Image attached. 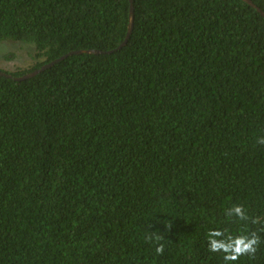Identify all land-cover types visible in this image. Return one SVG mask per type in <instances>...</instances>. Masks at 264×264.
<instances>
[{
    "label": "trees",
    "instance_id": "trees-1",
    "mask_svg": "<svg viewBox=\"0 0 264 264\" xmlns=\"http://www.w3.org/2000/svg\"><path fill=\"white\" fill-rule=\"evenodd\" d=\"M250 1L264 12V0ZM2 44L33 52L26 68H0L10 76L0 75V264H225L208 250L215 228L257 232L255 257L235 264H264L256 9L0 0ZM77 51L101 53L67 56ZM232 205L250 219H229Z\"/></svg>",
    "mask_w": 264,
    "mask_h": 264
},
{
    "label": "clouds",
    "instance_id": "clouds-1",
    "mask_svg": "<svg viewBox=\"0 0 264 264\" xmlns=\"http://www.w3.org/2000/svg\"><path fill=\"white\" fill-rule=\"evenodd\" d=\"M257 143L264 144V137L259 138ZM225 215L229 219L236 218L239 221H248L250 219L243 205H232L226 209ZM251 222L257 225L262 223L259 218L252 219ZM168 227L170 228L171 226ZM259 231H264V228H260ZM146 239L154 244L157 255L163 254L164 244L160 243L163 239L161 235L153 233L146 235ZM207 243L209 252L222 254L225 264H235L241 257L254 258L261 244V238L257 232L232 234L226 228H215L208 230Z\"/></svg>",
    "mask_w": 264,
    "mask_h": 264
},
{
    "label": "rangeland",
    "instance_id": "rangeland-1",
    "mask_svg": "<svg viewBox=\"0 0 264 264\" xmlns=\"http://www.w3.org/2000/svg\"><path fill=\"white\" fill-rule=\"evenodd\" d=\"M31 52L33 48L26 45H0V68L11 72L18 68H26L30 63L28 55Z\"/></svg>",
    "mask_w": 264,
    "mask_h": 264
},
{
    "label": "water",
    "instance_id": "water-1",
    "mask_svg": "<svg viewBox=\"0 0 264 264\" xmlns=\"http://www.w3.org/2000/svg\"><path fill=\"white\" fill-rule=\"evenodd\" d=\"M242 1L245 2V3H247L248 5H250V6L253 7L254 9H256L257 12H259L260 15L264 18V12H263L261 9H259L257 6H255L250 0H242ZM130 3H132V0H130ZM129 16H130V20H129V26H128V32H127L126 39H125V41L123 42V44H121L120 46H118V48L121 47V46H123V45L126 43L128 37H129V35H130L131 31H132V22H133V7H132V5H131V7H130V15H129ZM82 53H88V54H92V53H93V54H99V53H101V52H99V51H84V52H82V51H77V52H70L67 56H69V55H73V54H82ZM65 57H66V55H65L64 57H62V58H60V59H58V60L52 62V63H49V64L43 66L41 69H39V70H37V71H34V72L29 73V74H27V75H24V76H22V77H20V78H15V80H16V81H21V80H25V79H28V78H30V77H33V76H35L36 74H38L40 71H42V70H44V69H47V68L51 67L54 63H56V62H58V61L64 59ZM0 75H1V76H7V77H10L9 75L3 74V73H0Z\"/></svg>",
    "mask_w": 264,
    "mask_h": 264
}]
</instances>
